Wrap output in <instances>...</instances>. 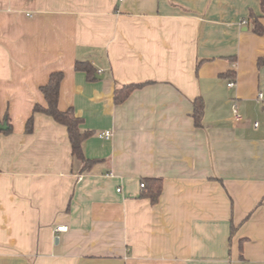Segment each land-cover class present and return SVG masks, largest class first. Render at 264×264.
Instances as JSON below:
<instances>
[{
	"label": "crops",
	"instance_id": "1",
	"mask_svg": "<svg viewBox=\"0 0 264 264\" xmlns=\"http://www.w3.org/2000/svg\"><path fill=\"white\" fill-rule=\"evenodd\" d=\"M260 1L0 0V264H264ZM53 71L58 107L93 131L85 168L50 116L24 130ZM147 177L162 180L156 203Z\"/></svg>",
	"mask_w": 264,
	"mask_h": 264
},
{
	"label": "trees",
	"instance_id": "2",
	"mask_svg": "<svg viewBox=\"0 0 264 264\" xmlns=\"http://www.w3.org/2000/svg\"><path fill=\"white\" fill-rule=\"evenodd\" d=\"M261 16L264 17V0L260 1ZM250 23L252 25V31L256 34H264V26L259 21L258 16L250 14ZM258 65L264 64V56L259 57L257 60ZM76 70H81L85 73L87 80H93L96 75L95 68L87 60H76L74 63ZM224 75L229 78L234 77L233 71H227ZM62 71H53L50 73L48 80L45 84L40 86V91L44 98V104L35 103L32 107V114L27 118L24 130L29 133L33 129V114L36 112L43 113L50 116L55 122L63 125L66 128L67 137L70 144V150L73 157L77 158L83 163V167H87L94 162V159L87 158L83 152V142L86 138L93 134L92 130L81 129L79 127L77 118L74 114V109L68 107L66 109H60L58 107V98L60 83L63 79ZM146 82L128 83L116 86L113 93L114 103H122L129 96L132 90L147 84ZM192 118L194 125L201 126V120L203 116L204 104L200 97L195 98L193 102ZM4 126V128H1ZM12 130V123L10 117L5 111L0 113V132L9 134ZM143 189L142 197L148 198L152 203H156L161 193L162 180L157 177H147L142 179Z\"/></svg>",
	"mask_w": 264,
	"mask_h": 264
},
{
	"label": "built area",
	"instance_id": "3",
	"mask_svg": "<svg viewBox=\"0 0 264 264\" xmlns=\"http://www.w3.org/2000/svg\"><path fill=\"white\" fill-rule=\"evenodd\" d=\"M233 85V81H230L228 83V86H232ZM256 99L262 103H264V90H259L257 93H256ZM232 113H233V116L236 120H241L242 119V115L241 113L239 112L238 110V106L237 104L234 102L232 103ZM255 125H257L255 123ZM101 136H103L104 138L108 139L110 136H111V131L109 130H106L104 132L101 133ZM143 182L140 183V186L143 187ZM66 229V226H58L56 228L57 231H62V230H65Z\"/></svg>",
	"mask_w": 264,
	"mask_h": 264
},
{
	"label": "water",
	"instance_id": "4",
	"mask_svg": "<svg viewBox=\"0 0 264 264\" xmlns=\"http://www.w3.org/2000/svg\"><path fill=\"white\" fill-rule=\"evenodd\" d=\"M1 128H4V126H1Z\"/></svg>",
	"mask_w": 264,
	"mask_h": 264
}]
</instances>
